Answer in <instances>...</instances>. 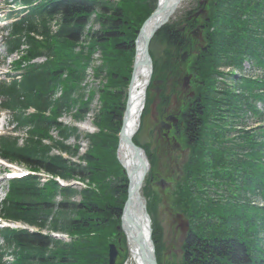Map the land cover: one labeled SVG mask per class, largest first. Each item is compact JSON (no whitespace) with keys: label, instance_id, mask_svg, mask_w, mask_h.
I'll return each instance as SVG.
<instances>
[{"label":"trees","instance_id":"1","mask_svg":"<svg viewBox=\"0 0 264 264\" xmlns=\"http://www.w3.org/2000/svg\"><path fill=\"white\" fill-rule=\"evenodd\" d=\"M215 1L201 25L205 39L199 41L201 54L193 62L190 56L199 47L191 35L196 21L190 20V27L184 28L168 24L156 35L173 49L169 59L175 64H166L165 79L172 76L179 81L181 66L190 64L191 83L195 77L197 95L181 113L179 125L193 152L187 171L197 179L212 168L229 167L225 176L233 184L241 180L244 192L240 200L226 204L201 201L192 191L186 192V209L199 225L190 228L184 239L181 263L264 264V249L259 245L264 205L251 200L259 192L264 201V128H246L251 115L254 122L264 117L257 107L259 102L264 105V79L242 80L239 95L231 88L215 90L217 83H225L221 78L235 79L232 73L225 77L226 66L241 68L250 60L264 68V0ZM157 5L158 0H43L14 27L11 51L22 45L27 49L13 66L21 68L22 62L41 56L46 61L29 64L21 80L0 85L4 106L14 112L18 129L26 134L23 139L1 137L0 156L50 179L43 182L39 175H27L9 183L0 218L27 227L0 228V264H109V247L128 193L116 152L135 63L139 29L134 21L140 13L142 18L151 16ZM91 22L98 27H88ZM97 54L96 80H106L94 117L98 132L83 136L76 125L61 119L68 114L78 123L92 113L95 92L89 97L87 81ZM154 68L157 73V64ZM148 103L149 98L143 117ZM226 113L233 123L215 125L212 116ZM229 133L237 135L239 142L232 144ZM82 141L89 146L83 153ZM231 155L236 160L229 159ZM57 179L75 180L82 186H62ZM210 217H217L219 223L204 226L202 221Z\"/></svg>","mask_w":264,"mask_h":264},{"label":"rangeland","instance_id":"2","mask_svg":"<svg viewBox=\"0 0 264 264\" xmlns=\"http://www.w3.org/2000/svg\"><path fill=\"white\" fill-rule=\"evenodd\" d=\"M143 3L144 2H141L140 4ZM215 3V0H184L183 3L178 7V9L173 13L168 24L174 23L183 28L190 27V22L193 20V18H195L196 24L198 25L196 27H200L202 23L206 21L207 17H210V11L215 7L212 6V4L214 5ZM4 4L5 5L0 3V27L9 25V23L11 22L7 20L10 7L6 3ZM201 10H203L204 13L199 14V16L197 17L196 14ZM140 15L141 13L139 14V17L136 18L133 15V18H135V27L139 29V32L142 29L145 21L150 17L148 16L146 18H142L144 15ZM53 24L55 25V23ZM88 27L95 28L98 27V25L94 22H91ZM203 33V31L200 32V38H196L193 33H191V35L195 37L197 42H199L202 37H205ZM1 34L2 33L0 30V36ZM1 45L2 44H0V79H8L5 75L10 72L11 67H9L7 64L3 65L2 60L4 56L2 55L3 51ZM198 48L202 50V47L200 45L199 47L193 49L192 55L190 56L192 62L201 54V51L197 50ZM149 49L154 64H157L158 72L153 76L151 81L152 84L150 85V88L148 90V111L144 116L140 130L136 138L134 139V142H136L137 146H140L145 152L148 163H150V170L147 173V176L142 184V196L145 198V205L152 223L153 242L155 243V252L157 253L158 264H182L181 262L183 261L184 257V239L187 237L189 231L191 230L190 228L196 230V227L199 225L196 221L192 220V218L188 214V209H186L187 205H189V200L185 199L186 192L189 190L192 191V195L197 199L199 198V200L201 201H212L211 203L223 202L225 204L228 203V201L232 202V200H240L243 197L244 192H242L243 189L240 188V184L242 182L241 180H235L236 182L235 184H233L234 182H231L225 176L230 172V169H228L229 167L225 168L224 170L220 168H212L208 173H200L197 179L191 178L186 166L187 164H189V159L191 158L193 152L192 149L189 148L187 138H185V133L183 132V127L179 125L181 122V113L184 109L191 105L189 102L195 100L197 95V86L194 85L195 77H193L191 87H187L184 85V78L190 76L192 73L190 71L192 64L188 66H181L184 71L182 72L179 81L175 79L179 82L177 85L172 76H170V80L168 78L167 80L165 79L166 64L170 63V65H172V63L175 62L172 57L169 59L173 49L170 50L166 43L164 41H161L160 37L156 38V36L153 37ZM99 59L100 55H95L92 66H90V69L88 71L89 77L87 84L90 86L88 89L89 97H91L92 92H95V98L92 104V113L86 119H84V121L78 123H76L72 116L68 114L63 116L61 119L68 125H76L79 128V132H81L83 136L98 132V129L96 127V120H94V117L100 109L99 105L101 102V97L99 94V90L104 87L102 85L103 82H106V80L104 79H102V81L96 80L94 74V66L100 64ZM222 72L223 74H226L225 77L228 73H232L235 79L228 76L226 78H221L220 80L225 82L227 86L224 85L225 83L220 82L216 84L215 90L224 92L225 89L231 88L232 90L234 89L236 94L238 95L242 92L238 90L239 87H241L240 83L243 82L242 80L248 79L249 77L253 79H264V68L258 67L255 62L250 60L245 61L241 68L226 66L225 68H223ZM159 80L162 81V87H159V84L161 83H155ZM114 90L116 91L115 88ZM217 97L221 99L224 98L223 95H217ZM257 107L259 110H261V112H264L263 103L259 102L257 104ZM171 116L179 118V123L174 124L173 122H170L168 118ZM222 117L223 120H220V118ZM9 119L10 118L6 114H4L3 116L0 115V130H10V126L7 123ZM212 119H217L214 122L215 125L218 122H227L229 124L233 123L234 121V118L229 115V113L228 115L227 113L222 114L220 117L218 116V114L214 115L212 116ZM255 121L256 122H254V118L251 115V119L248 121V125L246 128H264V117H262L260 120L255 118ZM161 122H163L164 125H162ZM229 139L232 141V144L239 142L238 136L231 133H229ZM73 142L75 141L71 139L70 143ZM82 144L83 145L81 153L87 151L89 147L88 143H86L85 141H82ZM210 154L212 155L213 152L210 151ZM233 157L234 156L231 155L229 159L236 160L235 157ZM116 159L120 164L118 153ZM205 160L213 164V160L211 159V157L207 156ZM15 167L17 166H13V168ZM4 168L5 165H2L0 163V173L4 172ZM21 168L22 167L19 166L15 169H12V171H20ZM119 171L121 175H124L127 178V176L125 175V169L122 167V165ZM231 175H235V170L234 175L233 172L231 173ZM3 177L4 174L3 176H0V201L5 197L7 190L6 187H8L7 180H3ZM163 180L166 184L165 187L158 185ZM249 195H251L250 192L246 197L249 198ZM251 198V200L256 203V205H259L260 203H262L260 205H264V201L261 200V194H259V192H257V194H254V197ZM127 199L125 200V202L127 201ZM178 215H181V223H189L188 232L184 231L181 228L180 222L177 218ZM208 215L209 214L205 215L204 217L208 219ZM206 219L204 218V221H202L205 223L204 226H210L211 223H219V220L217 221V217H210L209 220L212 219V222H209V220L206 221ZM237 223L239 222L237 221ZM119 226L117 227V231L115 234L116 236L112 239L111 243L116 244L119 254L116 264H124L125 257H127L128 253V245H126L127 243L124 233L121 230H118ZM247 227L249 228V226ZM259 237V245L264 249V230L259 231Z\"/></svg>","mask_w":264,"mask_h":264},{"label":"bare ground","instance_id":"3","mask_svg":"<svg viewBox=\"0 0 264 264\" xmlns=\"http://www.w3.org/2000/svg\"><path fill=\"white\" fill-rule=\"evenodd\" d=\"M183 1L184 0H180L178 6L176 5L177 0H158V3L160 6H166V4L171 6V3H174L173 7H176L177 10ZM159 19H161V17L146 24L143 36L144 39L137 47V67L130 91L129 108L123 128L124 133L120 136L117 152L120 164L125 169V175L128 181L127 186H130V199L126 207L127 210L122 211L120 217L121 223L119 226L126 237V245H128V253L127 257H125L124 264H145L144 257L148 256L150 253L156 256L155 260L158 264L155 243L153 242L151 219L147 212L145 198L142 196V188L141 190L137 188V180H139L142 175L140 173L147 170V174L150 170V163H148L146 154L137 155L130 140L132 139L135 141L134 139L140 130L144 118L143 114L147 107L148 90L152 84V78L155 75L154 61L152 59H146L145 39L146 36L151 37ZM152 40L153 38H151V42ZM136 227H139L142 232L138 233L135 229ZM141 238L143 240L142 243L140 242ZM144 246L146 249H144ZM149 247L153 248V251L150 250Z\"/></svg>","mask_w":264,"mask_h":264},{"label":"water","instance_id":"4","mask_svg":"<svg viewBox=\"0 0 264 264\" xmlns=\"http://www.w3.org/2000/svg\"><path fill=\"white\" fill-rule=\"evenodd\" d=\"M179 2H180V0H177V6H178V4H179ZM174 4V3H173ZM173 4L171 3V6L170 5H168V4H166V6L164 5V6H160V4H158V6L156 7V10L151 14V16L145 21V23L143 24V26H142V29L140 30V32H139V34H138V36H137V40H136V54H137V47L140 45V42H142L143 41V36H144V30H145V26H146V24L147 23H149L150 21H154V20H156V19H158V18H160L161 17V19H159L158 21H157V25H156V28H154V30H153V32H152V35H151V37H148V36H146V44H145V49H146V59L147 60H151L152 58H151V55H150V53H149V49H148V47H149V45H150V42H151V38H153L156 34H157V32L160 30V29H162L163 27H164V25H166L167 23H168V21L170 20V18H171V16L173 15V13L176 11V7H173ZM175 5V6H176ZM201 13H204V11L203 10H201L199 13H197L196 14V16L198 17L199 16V14H201ZM192 33L197 37V38H200L201 36H200V28H198V29H196V31H192ZM134 61H135V63H134V66H133V75H132V79H131V85H130V87H129V92H128V95H129V98H128V101H127V105H126V107H127V109H126V112H125V114H124V120H123V124H122V127H121V132H120V136L122 135V133H124V130H123V128H124V124H125V122H126V115H127V112H128V106H129V100H130V91H131V88H132V81H133V78H134V75H135V71H136V67H137V61H136V55H135V59H134ZM191 76H188V77H185L184 78V85L185 86H187V87H190V80H191ZM161 81L159 80V81H156L155 83L157 84H159ZM158 92V91H157ZM169 121H171V122H174V123H176L177 122V119H176V117L175 116H172V117H170L169 119H168ZM162 125H164V123L162 124ZM131 141V145H132V147L135 149V152H137V155L139 156V155H145V152L142 150V148L140 147V146H137V144L131 139L130 140ZM118 152V151H117ZM146 172H147V170L145 171H143L142 173H140V174H142L141 175V177H140V179L139 180H137V188H138V190H141V188L143 187V182H144V180H145V178H146ZM158 185H160V186H162V187H165L166 186V184H165V181L163 180L162 182H160ZM129 186V185H128ZM130 187V186H129ZM129 187H128V193H127V197H128V199H127V201L125 202V204H124V207H123V210H127L126 209V207H127V204H128V201H129V199H130V192H129ZM177 218H178V220H179V222H180V226H181V228L184 230V231H186V232H188V230H189V223L188 222H186V223H181V215H178L177 216ZM121 229V227H119L118 228V230H120ZM136 229V231L138 232V233H140V232H142L141 230H140V228L139 227H136L135 228ZM140 242L142 243L143 242V240H142V238L140 239ZM144 249H146V247L144 246ZM149 249L150 250H152L153 251V248H151V247H149ZM109 264H116V261H117V258H118V256H119V254H118V251H117V247H116V244L115 243H113V244H111L110 245V252H109ZM155 255L153 254V253H150L148 256H145L144 257V261H145V264H157L156 263V260H155Z\"/></svg>","mask_w":264,"mask_h":264},{"label":"flooded vegetation","instance_id":"5","mask_svg":"<svg viewBox=\"0 0 264 264\" xmlns=\"http://www.w3.org/2000/svg\"><path fill=\"white\" fill-rule=\"evenodd\" d=\"M195 21H196V19H195V20L193 19V22H195ZM200 27H201V26H200ZM199 45H200V43H199ZM161 123H162V122H161Z\"/></svg>","mask_w":264,"mask_h":264}]
</instances>
